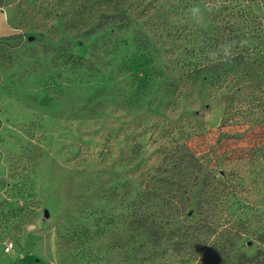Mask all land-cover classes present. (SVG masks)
Masks as SVG:
<instances>
[{
  "label": "rangeland",
  "instance_id": "374dc122",
  "mask_svg": "<svg viewBox=\"0 0 264 264\" xmlns=\"http://www.w3.org/2000/svg\"><path fill=\"white\" fill-rule=\"evenodd\" d=\"M0 8L27 34L0 47V239L41 264H264V113L180 71L211 58V0Z\"/></svg>",
  "mask_w": 264,
  "mask_h": 264
},
{
  "label": "trees",
  "instance_id": "16d2710c",
  "mask_svg": "<svg viewBox=\"0 0 264 264\" xmlns=\"http://www.w3.org/2000/svg\"><path fill=\"white\" fill-rule=\"evenodd\" d=\"M249 2L211 0L215 24L211 38L207 39L211 43L208 46L211 58L206 56L204 61L183 63L180 71L192 83H202L203 91L212 98L220 97L225 110L241 111L251 119L264 113V1L254 5ZM26 38V33L13 30L10 35L0 37V47L16 50ZM225 46L230 47L232 59L214 63L213 54L222 56ZM37 232L39 236L46 233L43 229ZM251 262L241 259L238 264Z\"/></svg>",
  "mask_w": 264,
  "mask_h": 264
},
{
  "label": "crops",
  "instance_id": "0c3cea01",
  "mask_svg": "<svg viewBox=\"0 0 264 264\" xmlns=\"http://www.w3.org/2000/svg\"><path fill=\"white\" fill-rule=\"evenodd\" d=\"M12 31L13 30L9 27L7 23V16L5 12L0 8V37L10 35ZM21 236L22 234L18 237ZM8 241L13 242L14 244V249L11 252H6L5 250L6 243ZM40 256L43 257L42 255ZM0 264H41V260L36 259L32 252H21V250H19V248L17 247L15 241H12L10 239H0Z\"/></svg>",
  "mask_w": 264,
  "mask_h": 264
},
{
  "label": "clouds",
  "instance_id": "9594fccd",
  "mask_svg": "<svg viewBox=\"0 0 264 264\" xmlns=\"http://www.w3.org/2000/svg\"><path fill=\"white\" fill-rule=\"evenodd\" d=\"M192 15L197 19V21H200L202 19L201 10L197 8H193L191 10ZM230 59H232V52L230 50L229 46H225L222 50V56H218L216 54H213V62H227Z\"/></svg>",
  "mask_w": 264,
  "mask_h": 264
},
{
  "label": "built area",
  "instance_id": "2783aa9c",
  "mask_svg": "<svg viewBox=\"0 0 264 264\" xmlns=\"http://www.w3.org/2000/svg\"><path fill=\"white\" fill-rule=\"evenodd\" d=\"M13 249H14V244H13V242L8 241V242L6 243V247H5L6 252H11V251H13Z\"/></svg>",
  "mask_w": 264,
  "mask_h": 264
},
{
  "label": "water",
  "instance_id": "95a60500",
  "mask_svg": "<svg viewBox=\"0 0 264 264\" xmlns=\"http://www.w3.org/2000/svg\"><path fill=\"white\" fill-rule=\"evenodd\" d=\"M48 217H49V212L46 211V212H45V218H48Z\"/></svg>",
  "mask_w": 264,
  "mask_h": 264
}]
</instances>
